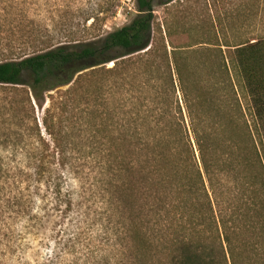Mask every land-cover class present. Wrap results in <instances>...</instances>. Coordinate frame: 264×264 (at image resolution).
I'll return each instance as SVG.
<instances>
[{
	"label": "trees",
	"instance_id": "obj_1",
	"mask_svg": "<svg viewBox=\"0 0 264 264\" xmlns=\"http://www.w3.org/2000/svg\"><path fill=\"white\" fill-rule=\"evenodd\" d=\"M153 1L100 39L0 53V232L97 226L121 264H264V0L232 26L262 34L233 42ZM88 160L93 220L66 181Z\"/></svg>",
	"mask_w": 264,
	"mask_h": 264
},
{
	"label": "rangeland",
	"instance_id": "obj_2",
	"mask_svg": "<svg viewBox=\"0 0 264 264\" xmlns=\"http://www.w3.org/2000/svg\"><path fill=\"white\" fill-rule=\"evenodd\" d=\"M168 0H154L157 21L168 20ZM214 7H206V3ZM253 0H188L189 19L209 20L218 17L223 27L221 40L231 42L254 38L262 31L250 33L232 26L253 21ZM169 8V7H168ZM243 15H238V13ZM136 14V0H0V53L31 52L45 45L90 42L128 24ZM260 18V17H259ZM263 18V17H261ZM232 29V30H231ZM224 36V37H223ZM193 38L195 36L193 35ZM176 44L188 41L186 34L173 38ZM223 50H225L223 48ZM111 66V64H110ZM40 116L39 113H37ZM2 120H0V128ZM0 132V157L6 156ZM16 163V162H14ZM79 178L70 177L67 187L81 211L89 208L90 219L100 212L99 200L104 180H99L91 161L79 162ZM72 233L51 231L25 234L20 228L0 232V264H121L120 249L112 246L100 228L82 225ZM63 236V238H61Z\"/></svg>",
	"mask_w": 264,
	"mask_h": 264
}]
</instances>
